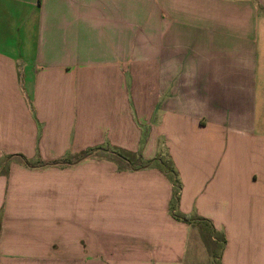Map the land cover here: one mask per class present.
<instances>
[{
  "label": "crops",
  "instance_id": "0c3cea01",
  "mask_svg": "<svg viewBox=\"0 0 264 264\" xmlns=\"http://www.w3.org/2000/svg\"><path fill=\"white\" fill-rule=\"evenodd\" d=\"M97 147L169 160L220 264H264V0H0V264H212Z\"/></svg>",
  "mask_w": 264,
  "mask_h": 264
},
{
  "label": "trees",
  "instance_id": "16d2710c",
  "mask_svg": "<svg viewBox=\"0 0 264 264\" xmlns=\"http://www.w3.org/2000/svg\"><path fill=\"white\" fill-rule=\"evenodd\" d=\"M109 148L101 149V148H93L88 151H86L83 154H80L76 157L75 161H78L81 158H84L86 156L93 155V153L96 152H102L101 150H107ZM118 150V149H117ZM112 150L111 151V158L118 164V169L121 170L122 168L128 169V170H138L148 167H156L158 168L163 174L167 176L169 181L172 185V197L169 204V212L171 216L177 220L181 221L187 224H192L197 227L199 234L201 236V239L203 241V244L208 252V255L210 257L212 264H220V255L223 250L225 240L223 238V235L221 233H218L213 228L212 224L203 218H191L184 215H180L177 213V203H178V196H179V190H180V184L177 178V174L175 170L172 167V164L169 160L164 159L163 157L160 158L159 155L155 157L151 161L147 162H141V158L138 154H127L125 152H122L121 150ZM19 160L27 167H35V166H46V165H66L71 164L68 163L66 160H58L50 163H43V162H37L36 165H32L28 162L27 159H25L23 156L18 155ZM6 165V164H5ZM6 168V166H1L0 168Z\"/></svg>",
  "mask_w": 264,
  "mask_h": 264
},
{
  "label": "rangeland",
  "instance_id": "374dc122",
  "mask_svg": "<svg viewBox=\"0 0 264 264\" xmlns=\"http://www.w3.org/2000/svg\"><path fill=\"white\" fill-rule=\"evenodd\" d=\"M98 148V147H97ZM106 148V147H105ZM112 150H117V149H115V148H109V149H107L106 151L105 150H101L102 152H94L93 153V156H96V157H100V156H105V157H111V151ZM118 151V150H117ZM119 152V151H118ZM16 158H18V156H15V155H4L3 156V158H2V162L4 161L5 163H7L8 161L7 160H9V159H11V160H13V159H16Z\"/></svg>",
  "mask_w": 264,
  "mask_h": 264
}]
</instances>
